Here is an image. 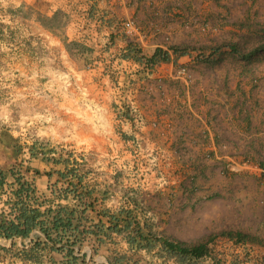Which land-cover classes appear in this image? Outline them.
<instances>
[{
  "label": "rangeland",
  "instance_id": "obj_1",
  "mask_svg": "<svg viewBox=\"0 0 264 264\" xmlns=\"http://www.w3.org/2000/svg\"><path fill=\"white\" fill-rule=\"evenodd\" d=\"M131 15L145 33L137 41L145 56L157 47L185 50L177 65L153 66L156 75L168 76L154 82L153 94L164 99V131L173 143L153 150L133 144L121 153L117 147L83 150L58 142L57 130L69 127V99L56 92L69 91V77L58 78L41 40L34 47L26 41L27 59L21 60L13 35L12 45L0 40V131L28 143L37 139L65 156L89 153L90 166L102 175L110 176L116 164L122 189L138 184L139 199L154 206L147 217H154L156 231L189 244L209 241L214 264H264V48L244 60L227 45L236 43L244 52L264 45V0H143ZM44 22L60 32L66 18ZM2 25L15 23L0 17ZM216 46L221 48L213 52ZM152 172L160 188L178 194L149 193ZM224 232L249 239L235 241Z\"/></svg>",
  "mask_w": 264,
  "mask_h": 264
},
{
  "label": "crops",
  "instance_id": "obj_2",
  "mask_svg": "<svg viewBox=\"0 0 264 264\" xmlns=\"http://www.w3.org/2000/svg\"><path fill=\"white\" fill-rule=\"evenodd\" d=\"M142 2L143 0H0V17L8 22L12 19L15 23L14 26H1L2 43L12 45L14 43L9 42L11 35L17 36L13 40L18 44L20 58L24 61L27 59L26 41L29 40L33 47L40 40L47 43L51 53L46 59L52 61L50 64L56 68L58 78L69 77V91L56 92L58 99H69V123L64 118L65 126L69 127L57 130L61 133L60 136L62 135L60 138L57 136L58 142L65 141L64 145L69 144V147L83 150L117 147V152L121 153L124 152V148L133 144L153 150L154 147L169 146L168 144L173 143L169 140L168 133L164 131L168 126V116L160 108L164 99H158L153 94L154 82L163 81L168 77L167 74L156 75L153 67L148 66L144 58L125 57L130 46L141 47L137 41L142 40L145 33L139 32V38L125 35L120 30V22L135 12ZM59 14L65 15L66 18L60 32L56 30L58 27L48 26L44 22L46 18L53 19ZM43 36L46 39L43 40ZM34 59L37 60L36 57ZM155 66L161 70L174 66V63H159ZM66 105L68 104L58 101L59 107ZM134 109L140 111L146 120L145 125L139 126L140 128L134 121ZM19 137L26 144L29 142L21 135ZM30 144L31 142L27 145ZM53 145L50 146L54 147ZM99 153L98 155H105V152ZM53 155L61 156L58 150ZM24 157H29L28 151ZM69 159L71 161L75 159L80 163L86 185L82 192L91 190L92 196L98 198L97 205L88 207L86 214L89 221L84 222L82 228H89L96 223H105L104 227L109 226V219L101 215L105 210L118 212L134 205L143 206L147 214L154 210V206L144 204V201L139 199L140 196H137L140 190L138 184H135L132 191L122 189L123 179L120 178V169L116 164L113 170H110L112 174L106 176L92 169L89 153L83 152L78 156L71 151ZM30 164L43 166L41 159L36 158L31 160ZM39 180L38 178V193L34 199L38 198V195L42 196V193L50 197L51 190ZM160 181L156 173L150 174L147 182L149 193L155 195L158 192L163 198H169V193L178 194V191L175 193L169 188H160ZM11 196L9 193L0 192V213L7 208L6 202ZM131 198L135 201H131ZM50 201L42 208L45 209L49 204L56 207L60 202L71 207L79 205V201L72 195L68 201L61 199L54 204ZM139 211L138 208V215ZM150 220L148 219L155 230L157 223L154 222V217ZM106 230L112 239L101 245L92 264H111L113 256L117 253H126L129 249L126 233H118L107 228ZM36 232L45 238L41 231ZM24 241L29 243L30 238ZM12 242L19 248L23 246L21 237L7 240L0 238V243L5 247H9ZM83 252L89 257L90 247L85 246ZM142 256L148 259L146 252H142ZM11 257V253L0 251V264H9L15 260ZM16 263L23 264L19 260H16Z\"/></svg>",
  "mask_w": 264,
  "mask_h": 264
},
{
  "label": "trees",
  "instance_id": "obj_3",
  "mask_svg": "<svg viewBox=\"0 0 264 264\" xmlns=\"http://www.w3.org/2000/svg\"><path fill=\"white\" fill-rule=\"evenodd\" d=\"M227 45L244 60L251 59L264 48L263 45L244 52L236 43ZM220 48L216 46L213 52ZM184 52L178 46H169L167 49L157 47L147 57L141 54L140 48L130 46L125 57L144 58L151 67L171 62L177 65L180 53ZM25 149L29 153L28 158L24 157L27 152ZM55 151V148H46L40 142L27 145L19 136H14L4 128L0 131V192L12 195L7 199V208L0 213V238L23 239V246L20 248L14 242L9 247L0 243V251L11 253L15 258L12 263L19 260L23 264H92L101 245L112 239L106 228L126 233L129 246L126 253L113 256L111 264H142L143 261L156 264L157 260L162 261V264H202L204 258L211 259L212 264L217 261L209 241L189 244L185 240L155 231L148 221L146 209L139 205L123 208L118 212L102 211L101 215L110 221L107 227H104L105 223H96L89 228H82L81 225L89 221L86 214L88 207L97 205L98 198L92 196L91 190L82 192L86 185L80 163L75 159L71 161L69 155L56 157L53 155ZM35 158L41 159L42 167L30 164ZM38 178L51 190L50 197L42 193V196L38 195L34 199L39 188ZM70 195L79 201V205L71 207L60 202L56 207L49 204L45 209L42 208L50 200L51 204L61 199L68 201ZM130 200L135 201L133 198ZM137 207L140 209V217ZM224 235L239 242L249 239L242 232H224ZM28 238L29 243H25L24 240ZM85 246L91 249L89 257L83 252ZM142 252L147 253L148 259H144Z\"/></svg>",
  "mask_w": 264,
  "mask_h": 264
},
{
  "label": "built area",
  "instance_id": "obj_4",
  "mask_svg": "<svg viewBox=\"0 0 264 264\" xmlns=\"http://www.w3.org/2000/svg\"><path fill=\"white\" fill-rule=\"evenodd\" d=\"M120 30L125 35H128V36L138 35L140 30H139V27L137 26L134 15H131L120 22ZM133 116H134V121L138 124V127L145 125V121H146L145 117L140 111H138L137 109H134Z\"/></svg>",
  "mask_w": 264,
  "mask_h": 264
}]
</instances>
